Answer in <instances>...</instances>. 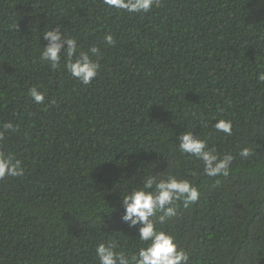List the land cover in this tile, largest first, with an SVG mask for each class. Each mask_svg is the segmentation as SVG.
Segmentation results:
<instances>
[{"label": "trees", "instance_id": "1", "mask_svg": "<svg viewBox=\"0 0 264 264\" xmlns=\"http://www.w3.org/2000/svg\"><path fill=\"white\" fill-rule=\"evenodd\" d=\"M56 27L98 60L90 84L66 57L56 69L41 60L43 33ZM261 72L264 0H159L147 13L104 0H0V131L14 126L0 152L24 170L0 179V264H100L96 247L110 241L131 259L150 242L123 221L122 198L149 175L199 192L164 223L152 217L188 264H264ZM221 119L231 135L215 129ZM184 132L230 153L227 175L209 177L182 153Z\"/></svg>", "mask_w": 264, "mask_h": 264}, {"label": "clouds", "instance_id": "2", "mask_svg": "<svg viewBox=\"0 0 264 264\" xmlns=\"http://www.w3.org/2000/svg\"><path fill=\"white\" fill-rule=\"evenodd\" d=\"M104 3L117 9L126 10L130 13H147L153 5L159 6V0H104ZM62 37H64L62 39ZM47 46L43 47L41 60L48 62L53 69L60 66L63 57L67 58V70L72 77L78 79L84 85L90 84L97 76L99 70L98 60H93L88 52L80 51L78 54L77 40L69 38L61 32L59 27L43 33ZM108 45L114 43L111 35L105 37ZM63 50V55L61 52ZM89 52L97 56L99 49L91 47ZM75 57V58H74ZM74 58V59H73ZM258 80L264 82V72L258 75ZM29 95L36 103H43L45 96L36 87L29 90ZM217 131L231 135L232 122L218 120L215 125ZM13 124L5 123L3 131H0V139H3L4 131L12 130ZM178 145L182 153L200 159L204 164V174L209 177L227 175L234 157L229 153L222 158L215 154L214 149H209L207 142L193 135L192 132L181 133L178 137ZM249 148L240 150L239 155L248 158L251 155ZM24 174L21 161L15 160L11 154L0 152V179L4 177H18ZM199 192L188 180H178L173 176L157 180L149 175L142 187L133 189L122 198L124 207L123 221L130 222L129 227H139V238L150 242L146 248H141L137 254L127 258L124 253L114 251L115 241L107 244L100 243L96 247L100 264H188L189 256L183 250H178L175 237L163 230H156L152 217L162 212L159 222L164 223L169 217L175 216L177 201H182L184 206L198 200Z\"/></svg>", "mask_w": 264, "mask_h": 264}]
</instances>
